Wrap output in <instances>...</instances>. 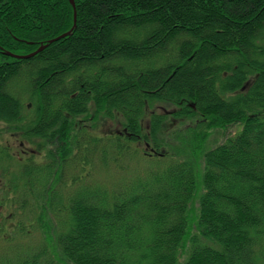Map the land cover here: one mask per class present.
I'll list each match as a JSON object with an SVG mask.
<instances>
[{
  "label": "trees",
  "instance_id": "16d2710c",
  "mask_svg": "<svg viewBox=\"0 0 264 264\" xmlns=\"http://www.w3.org/2000/svg\"><path fill=\"white\" fill-rule=\"evenodd\" d=\"M73 2L0 0V264H264V0Z\"/></svg>",
  "mask_w": 264,
  "mask_h": 264
},
{
  "label": "rangeland",
  "instance_id": "374dc122",
  "mask_svg": "<svg viewBox=\"0 0 264 264\" xmlns=\"http://www.w3.org/2000/svg\"><path fill=\"white\" fill-rule=\"evenodd\" d=\"M41 2H45L46 0H40ZM27 7H28V5H27ZM28 11H29V15H28V17L26 18V19H24V24H26V25H28V24H30L31 22L33 23V22H36V21H33L32 20V12H31V10L28 8ZM157 112H159V113H161V112H163V111H165L162 107H156V109H155ZM173 110V109H172ZM99 119L97 120V121H95V123L92 125H90V127H89V129H90V131H93V132H95L98 136H110V135H113L115 132H119V127L117 126V123L115 122V120H113V121H109V122H106L105 124L106 125H104L103 126V123L101 124V123H99ZM110 122H112V124L113 125H108V124H110ZM175 123H176V121L173 123V122H170V121H167L165 124H164V126H163V129L164 130H169L171 127H173L174 125H175ZM99 130V131H98ZM0 132L3 134L4 133V128L3 129H1L0 130ZM0 139H1V137H0ZM12 139H10L9 141H11ZM222 141V138L220 137V136H212L211 138H210V140H208V142H207V146L208 147H212V146H214L215 144H217V143H219V142H221ZM15 142H10V146H11V148H12V150H13V152L14 153H16V152H18V150H19V145H18V142H16L15 144H14ZM140 146V150H144L148 145H139ZM16 236H19V235H16ZM34 236V235H33ZM22 237H20V238H17V240H19V239H21ZM23 240H22V242H24V244H22V246H24V247H31L32 245L30 244L31 242H26V241H28V239L26 240V238H27V236H23ZM40 235H39V237H34V238H30V240H32V242H34V243H37V242H39V240H40ZM1 242H3V241H1ZM12 243H18V241H14V242H12ZM12 243H9V244H4V246H3V248L6 246V245H11ZM2 248V249H3ZM66 264H69V263H66Z\"/></svg>",
  "mask_w": 264,
  "mask_h": 264
},
{
  "label": "water",
  "instance_id": "95a60500",
  "mask_svg": "<svg viewBox=\"0 0 264 264\" xmlns=\"http://www.w3.org/2000/svg\"><path fill=\"white\" fill-rule=\"evenodd\" d=\"M69 2L71 3V5L73 6V9H74V13H73V19H74V26H73V28H74L75 27V20H76V11H75V8H74V2H73V0H69ZM71 30L69 32H66V33L60 35L56 39H53V40L48 41L46 44H41L36 51H34L33 53H30L28 55H16V54H13V53H10V52H7V54L10 55V56H12V57H14V58H17V59H28V58H31L35 54H37L38 52H41L46 46H48L49 44L53 43L55 40H58L60 38H63L65 36L69 35V33L71 32Z\"/></svg>",
  "mask_w": 264,
  "mask_h": 264
}]
</instances>
